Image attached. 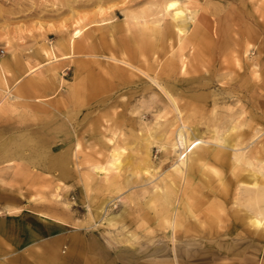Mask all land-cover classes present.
<instances>
[{"label": "rangeland", "instance_id": "374dc122", "mask_svg": "<svg viewBox=\"0 0 264 264\" xmlns=\"http://www.w3.org/2000/svg\"><path fill=\"white\" fill-rule=\"evenodd\" d=\"M168 1L0 0V64L10 71H0L10 85L0 91V264H175L169 248L156 249L171 242L153 209L139 202L124 214L116 197L130 190L94 171L119 148L122 183L135 175L137 192L162 184L174 159L166 161L159 146L181 123L161 88L190 107L181 115L190 127L229 131L233 117L245 129L256 126L264 158V0H182L198 11L187 38L180 44L164 35L165 15L151 41L143 24L164 17ZM79 29L89 42L71 51ZM107 57L150 66L151 77L113 68ZM182 57L189 78L180 86ZM50 61H58L56 72ZM32 68L39 69L28 75ZM107 214L120 215L115 227L103 221ZM131 234L136 244L126 243ZM256 238L236 242L237 256L201 264H264V240Z\"/></svg>", "mask_w": 264, "mask_h": 264}, {"label": "bare ground", "instance_id": "6f19581e", "mask_svg": "<svg viewBox=\"0 0 264 264\" xmlns=\"http://www.w3.org/2000/svg\"><path fill=\"white\" fill-rule=\"evenodd\" d=\"M164 8V17L156 14L152 19H145L143 27L148 32V38L156 41L160 37L159 33H162L160 28L165 24L166 15L171 21L168 22V32L164 31V35L171 34L182 44L189 34L191 25L197 21L198 11H192L182 0L168 1ZM84 33L82 29L73 32L71 41L67 44L68 49L74 51L89 42L90 36H84ZM76 40L80 43L75 44ZM249 50L250 47L247 51ZM44 52L49 57L53 50L45 47ZM107 59L113 62L114 65H111L113 68L137 70L151 77L148 73L152 69L150 66L144 70L132 64L130 60L114 57ZM57 62L50 61L47 68L52 66L56 72ZM169 66L175 68L174 65ZM6 67L4 63L0 64V71H9ZM38 69L32 68L28 71V75ZM180 72L181 86L182 82L189 78L188 63L184 57L180 60ZM161 89L167 98L166 106L171 112L176 111L179 114L181 123L174 134L167 133L164 142L159 146L166 161L174 159L162 184L154 183L151 188L137 192L133 187L135 175L122 183L118 172L123 167L124 153L119 148H114L105 162L100 161L94 166L95 174L120 192L130 190L129 194L125 195L123 192L116 197L123 207L124 214H132L134 204L139 202L153 209L156 222L162 224L163 230L167 233L166 237L171 242V247L156 249L163 252L169 248V255L175 264L215 263L214 257L237 256L236 252L241 248L240 244L235 243L239 240L256 242L257 236L264 240V158L260 159L258 152L261 132L256 126L245 129L244 124L239 123L240 118L234 117L232 119L235 124L229 131L209 132L202 131L196 126L190 127L181 117L184 109L190 107H186L184 101L172 94L170 89L169 91L165 88ZM0 91L6 94L10 92V85L6 79H0ZM192 98L200 103L205 101L200 95ZM216 104L219 102L216 101ZM211 161L228 168L231 176H228L225 170L210 164ZM147 164L150 165L149 162ZM196 172L200 179L195 175ZM211 175L217 178L222 193L209 187L212 183ZM147 182L152 184L150 179ZM198 183L205 187H195L199 185ZM206 189L210 191L205 193ZM199 199L205 202L203 209H199ZM106 204L108 203H105L100 211L103 212ZM119 217L120 215L111 217L107 214L103 221L115 227ZM137 241H139L138 235L131 234L126 243L136 244ZM246 250L248 249H243Z\"/></svg>", "mask_w": 264, "mask_h": 264}, {"label": "crops", "instance_id": "0c3cea01", "mask_svg": "<svg viewBox=\"0 0 264 264\" xmlns=\"http://www.w3.org/2000/svg\"><path fill=\"white\" fill-rule=\"evenodd\" d=\"M40 239H45L44 237L40 238ZM30 243H28L25 247H29L30 248Z\"/></svg>", "mask_w": 264, "mask_h": 264}]
</instances>
